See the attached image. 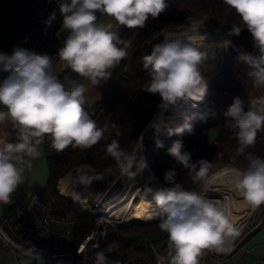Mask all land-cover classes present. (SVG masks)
<instances>
[{"label": "clouds", "instance_id": "9594fccd", "mask_svg": "<svg viewBox=\"0 0 264 264\" xmlns=\"http://www.w3.org/2000/svg\"><path fill=\"white\" fill-rule=\"evenodd\" d=\"M224 3L241 18L242 26H234L230 34L238 36L246 28L256 50L239 51L236 60L249 67L248 75L254 86L264 88V0H224ZM56 4L61 17L57 36L63 38L54 56L19 46L10 54L0 52V74H3L0 105L7 109L0 111V123L10 119L19 129V142L0 138V203L3 204L12 202L11 196L22 183L25 169H31L32 160L40 157V145L46 136L57 151L69 145L89 148L104 138V130L84 110L86 85L76 80L64 83L56 72L58 63L61 69H70L96 87L128 55L131 45L120 38L111 23H98L97 13L133 29L144 28L149 18H158L168 7L166 0H56ZM56 19L57 11H53L44 23L50 27ZM193 27L197 40L186 34L171 38L166 35L143 56V69L149 79L142 90L159 95L161 103L157 107L161 112L180 102L191 101L195 107L207 95L208 84L201 69L208 58L204 49L209 45L206 35L201 34L203 25ZM230 43L222 44L226 48ZM224 115L229 118L226 126L234 129L238 140L237 155H245L248 161L246 169L236 170L234 189L253 207L260 206L264 204V157L246 149L255 144L257 132L264 127V95L251 100L247 110L244 100L236 97ZM194 119L186 116L181 124L168 129V135L192 134ZM148 127L159 132L163 122L157 118ZM157 147L163 144L158 143ZM183 148V141L177 139L172 141L167 153L195 172L194 181L202 180L209 167L207 161H196L200 165L196 171L197 163ZM141 149L142 138L133 153L121 150L113 140L107 152L115 157L126 176L134 178L148 167ZM175 175V170L163 174L165 182L173 186H146V193L163 209L159 228L168 233L174 253L170 264H198L202 249L221 245L226 235L234 234V229L217 204L201 193L174 186ZM32 255L38 264H44L39 250ZM94 264H108L102 251L95 254Z\"/></svg>", "mask_w": 264, "mask_h": 264}, {"label": "trees", "instance_id": "16d2710c", "mask_svg": "<svg viewBox=\"0 0 264 264\" xmlns=\"http://www.w3.org/2000/svg\"><path fill=\"white\" fill-rule=\"evenodd\" d=\"M166 2L167 9L158 18H149L144 28L129 29L115 24L114 31L122 40L131 45L127 49L128 55L113 70L101 98L94 104L85 102L83 105L89 118L96 123L98 128L104 130V138L89 148L69 145L62 151L55 150L48 155V180L41 189L44 194H47L45 199L51 205L53 213L62 215L68 212L73 216L75 220L72 231L74 243L81 241L88 234L93 226L92 218L71 196L58 195L56 183L74 165L89 163L97 168L117 163L115 157L107 152V147L113 140L117 141L121 150L130 153L137 138V132L143 128L147 117L161 101L159 95L149 94L142 90L149 79L147 72L143 69L146 42L165 26L179 22L188 24L194 18L205 17L213 23L214 28H227L230 32L234 26H242L241 18L235 9L225 4L224 0H166ZM233 38L236 45L246 48L247 52L256 51L252 37L246 28L242 29L240 35H233ZM237 69L223 89L226 95L214 116L217 122L213 125L206 124L198 132L194 131L192 134L181 136L186 139L185 151L191 154L193 162L200 159L207 162L216 161L217 153L220 151L223 156L232 155L239 163L248 165L245 155H237L238 140L234 129L226 126L229 118L225 117L224 113L236 97L244 100L247 110L249 102L259 97L264 88L254 86L252 78L248 75L250 69L247 65L242 63ZM211 127L216 129V133L209 142L207 131ZM169 141L162 144L169 143ZM158 148L160 147L154 148L152 153ZM246 152L264 157V127L257 132L255 144L246 149ZM196 163V171H198L200 165ZM167 170L158 163V175L164 182L163 174ZM175 172L174 184L179 183L184 190L193 191L195 172L182 165ZM162 212L161 208L158 212L141 213L117 223L115 230L100 241L99 249L93 254L102 251L108 258V264H154V252L151 245L145 241L144 232L159 228ZM263 221L264 218L244 236L247 237L254 233ZM110 243L115 244V249L112 251H109L107 247Z\"/></svg>", "mask_w": 264, "mask_h": 264}, {"label": "built area", "instance_id": "2783aa9c", "mask_svg": "<svg viewBox=\"0 0 264 264\" xmlns=\"http://www.w3.org/2000/svg\"><path fill=\"white\" fill-rule=\"evenodd\" d=\"M53 11H57V19L50 27L46 26L44 22ZM20 17L22 22L16 30L19 40L27 46H32L37 53L54 56L61 44L60 37L57 36L61 17L56 0H27L21 8ZM200 20L205 21V29L204 31L201 29V32L212 34L213 30H217L205 17L196 18L191 23L196 25L200 23ZM192 29L196 32L194 27ZM224 30L229 31L226 28ZM233 40L234 38L231 40L234 50V47L238 45ZM44 144L51 147V138L46 136ZM52 149L55 151L54 148ZM77 193L78 196L73 197L81 203L82 209L88 212L93 224L81 241L76 243L73 241L72 231L75 220L71 213L65 212L62 215L53 213L51 205L44 198L43 189L40 188L31 192L23 200L11 199L12 202L6 204L8 210L0 214V246L11 249L16 256L23 255L31 258L34 264H38V261L32 254L37 250L41 253L44 264H94L95 254L93 253L99 249L100 241L115 230V223L125 220V217L119 221L113 219L117 217L116 214L121 211L123 205L114 208L115 211L111 209V214L101 211L95 213L93 211L105 201L99 196H90V200L83 202L79 200V196L83 194ZM111 199L106 200L111 201ZM263 216L264 213L254 226L259 224ZM107 247L110 249L115 247V244L110 243ZM153 252L154 264H163L166 257ZM211 264L223 263L220 259H215Z\"/></svg>", "mask_w": 264, "mask_h": 264}, {"label": "rangeland", "instance_id": "374dc122", "mask_svg": "<svg viewBox=\"0 0 264 264\" xmlns=\"http://www.w3.org/2000/svg\"><path fill=\"white\" fill-rule=\"evenodd\" d=\"M193 20L188 22V24L179 22L175 25L165 26L162 30H160L156 35L152 36V38L146 42L145 44L146 50L144 52V55L150 53L152 46L154 44L161 42V40L164 39L166 35L171 37L173 35L182 34V33H187V34L192 33V32L195 33V31H193L192 29V27L194 26V23L193 24L191 23ZM199 22H200L199 24L203 25L202 29H205L204 28L205 21L200 20ZM229 32L230 31L224 30V28H219L217 30H213L212 34H215V35L222 34L224 36L230 37V39L232 40L233 35H230ZM239 51H247V50L246 48L238 45L236 48L234 47V51H230L231 58L229 60V63L226 65L224 75L215 81L214 87H212V89H210L209 91L210 92L209 93L210 95L209 104L210 105L207 107L204 114L200 113L194 116L195 119L193 120V126H194L193 132L200 131L206 124L213 125L214 123L217 122V118H215L214 116L215 114H217L216 111L218 110V106L221 104V102L223 101L226 95L225 90L223 89L229 83L230 77L237 72L238 70L237 68H239V65L242 64L236 60V57ZM263 91L262 92L260 91L261 92L260 96L264 95ZM160 103L161 101L159 102V104ZM159 104H157V106ZM157 106H155L153 111L147 117L143 128L137 132V135H136L137 138L131 147L130 153H133L134 151L137 150V144L139 143V140H141L142 138V145H143L142 147L144 149L142 154L147 158L148 166L150 167L151 172L154 173L157 179V182L154 180L152 184L156 186H160V184L163 183L166 186H173V185H168L160 178V176L158 175L157 166L159 163L160 166L168 170H176L180 166V164L177 163L167 153V148L170 147L172 141L181 139L184 145L183 151H185L186 139L181 136L180 137L175 136V135L169 136L168 133L164 135H159V136L152 135L153 129L148 126L152 122L151 119L154 116L155 112L158 111ZM201 115H203L205 118L200 119ZM215 131L216 129L214 127L209 128V130L207 131L208 132L207 140L209 142L214 137V134L216 133ZM169 140H172V141H169ZM167 141H169V143L163 144V147L158 148L159 150L157 149L154 153H152L154 148L157 147L158 143L162 144L163 142H167ZM207 164L209 167H208L205 177L200 181H193L195 182V188L193 191H196L198 193H203V187L206 182L205 180L208 178V176H210L213 173L218 172L220 169L235 168L239 171H242L246 169L248 166L247 164L239 163L232 155L230 157L223 156V154L220 151H218L217 153V160L207 162ZM82 176L88 177L90 179L82 180L81 179ZM61 179L63 180L61 181ZM144 179L145 177H143V174L138 175L134 178H129L123 173V170L118 162L115 164H110L109 166H106V167H97V168L93 167L89 163H84V164L72 166V168L68 172L62 175L61 178L56 183V189H57L58 195L71 196V197L72 195L70 194L72 193L73 190H76L77 192H81L84 196L83 202H86V200L87 201L90 200L89 199L90 196H97V197L99 196L106 202L107 201L106 199L108 198L111 199V197H116L115 195L122 194L124 191H126L131 181L134 180L135 183L137 184H134V187H132L133 189H130L131 187L128 188L130 189V191L128 190V192L132 193L136 201H140L142 199H147V198H149V200H152L151 195L146 193V186H149V187H155V186H153L151 183L149 184L147 180H146L147 181L146 183ZM60 181H61V184H59ZM159 181L161 183H159ZM174 186H178L184 189L183 186L179 183H175ZM46 195L47 194H44V198L46 197ZM74 200L76 199L74 198ZM208 200L211 201L212 199L209 198ZM78 203L82 209L81 203L80 202ZM126 212L127 210L125 209L123 205V207H121V211L118 214H116L117 217L113 219L116 221L124 219L125 215L127 214ZM263 213H264V204H261V207L260 209H258V211H253L248 215L249 221L247 225L243 227L241 231H238L240 233L231 240L232 241L231 243H227L225 246L221 248V250L216 249L214 247H210V251H212L213 254L215 255L223 254L224 251H227L233 244H235L236 241L241 239L247 233L248 230L252 229L254 224L259 220V218L261 217ZM136 218H133V219H136ZM138 219H141V218H138ZM144 233H145L144 237L149 239L150 236L159 238L165 232L162 230H158L154 232L146 231Z\"/></svg>", "mask_w": 264, "mask_h": 264}, {"label": "crops", "instance_id": "0c3cea01", "mask_svg": "<svg viewBox=\"0 0 264 264\" xmlns=\"http://www.w3.org/2000/svg\"><path fill=\"white\" fill-rule=\"evenodd\" d=\"M27 0H0V52L10 54L15 46L27 48L36 52L32 46H27L22 43L17 36V27L22 22L20 12L22 6ZM98 23H111L113 30L115 28L116 21L111 17H107L102 13H97ZM61 24L59 26V29ZM62 38L60 36V47L62 46ZM59 47V48H60ZM58 48V49H59ZM58 51V50H57ZM54 53V55L57 53ZM117 66V65H116ZM114 66L110 69L112 74L115 69ZM56 72L62 82L67 83L68 80H76L81 84H85L87 91L85 92V102L88 104H94L99 100L105 91V87L110 80L111 76L101 82V84L92 86L87 83L84 78L78 74L72 72L70 69H61L60 65L56 64ZM3 74H0L2 79ZM264 94V92H263ZM0 111H7V109L0 105ZM0 138L10 143L19 142V129L10 119H6L0 123ZM53 149L44 144L40 145L41 155L39 158L32 160L31 169H25L23 173L22 183L18 186L16 191L12 194L11 199L23 200L31 192L37 191L45 186L48 180L49 164L48 155L53 153ZM8 210L6 204L0 203V214L5 213ZM228 223L234 229V234L231 236H225L221 245L214 246V248L221 250L227 243H231L245 227L249 221V218H234V220H227ZM161 230L160 228L154 229V232ZM238 232V233H237ZM148 244L151 245L153 251L166 257L163 264H170L171 254H174L170 249V241L168 239V233H164L159 238L150 236L146 238ZM159 245V246H157ZM115 247H110L109 251H112ZM198 264H211L212 260L220 259L223 264H264V221L254 233L243 236L241 239L235 242L227 251L223 254L215 255L210 248L202 249L201 254L198 256ZM0 264H34L32 259L23 255L16 256L14 252L9 248H2L0 246Z\"/></svg>", "mask_w": 264, "mask_h": 264}, {"label": "bare ground", "instance_id": "6f19581e", "mask_svg": "<svg viewBox=\"0 0 264 264\" xmlns=\"http://www.w3.org/2000/svg\"><path fill=\"white\" fill-rule=\"evenodd\" d=\"M204 30V29H203ZM191 36L193 40H197V36L195 33H182ZM201 34L206 35L207 40L206 43L209 45L207 49H204L207 52L208 58L206 59L202 69L201 74L205 78L208 84V92L202 102H199L193 106V102H180L177 106L170 107L166 111L161 112L159 109L155 112L154 116L152 117V121L154 119H161L163 122V127L159 132H156L153 129L152 135L159 136L168 133L169 128H174L181 124L186 116H195L197 114L203 113L206 111L208 104H209V91L211 80L215 78V76L221 71V69L226 65L228 60V55L230 53L229 50L233 49L232 41L228 36H216L212 35L208 32H201ZM171 38L170 36H168ZM230 41L231 43L225 48V44L223 42ZM221 44V47H217L216 45ZM138 146V144H137ZM143 146V145H142ZM143 147L140 151V154L143 155ZM144 156V155H143ZM235 168H227V169H220L218 172L211 174L205 180V184L203 187V194L205 198L212 199L211 201L217 204L224 212V215L227 220H234V218H249V214L253 211H258L260 206L253 207L250 203H248L243 196H241L233 186V177L236 174ZM84 172V171H83ZM76 174V173H75ZM143 177H145V181L147 180L148 183L152 184L157 179L153 172H151L150 167L148 166L147 169L144 170L142 173ZM69 178V177H68ZM159 180V179H158ZM146 181V183H147ZM159 183H161L159 181ZM135 183L134 180L131 181L129 184L130 189H133ZM153 186L157 187L156 185L152 184ZM160 186L168 187L163 183ZM206 186V188H205ZM124 191L122 194L115 195L116 197H112L111 201L103 202L99 205L97 209L93 212L99 213H110L111 209L115 211L116 207H120L124 205L125 209L127 210V214L125 215L126 219L132 218L138 214L148 212H158L160 211L161 207H159L156 202L152 199H142L140 201H136L135 197L132 195L130 189ZM74 189V188H73ZM67 194V193H66ZM72 196H78L76 190H73L70 194ZM143 197V196H142ZM84 196H79L80 201H84ZM140 199V198H139ZM87 201V200H86ZM115 208V209H114ZM230 218V219H229Z\"/></svg>", "mask_w": 264, "mask_h": 264}, {"label": "water", "instance_id": "95a60500", "mask_svg": "<svg viewBox=\"0 0 264 264\" xmlns=\"http://www.w3.org/2000/svg\"><path fill=\"white\" fill-rule=\"evenodd\" d=\"M229 51H234L233 49H231V50H229ZM231 56V52L229 53V55H228V60H227V62H226V65L229 63V60H230V57ZM226 65H224V67L221 69V71H219V73L215 76V78H213L212 80H211V85H210V89H212V87H214V85H215V81L217 80V79H219V78H221L223 75H224V73H225V68H226ZM210 104H208V106H209Z\"/></svg>", "mask_w": 264, "mask_h": 264}]
</instances>
